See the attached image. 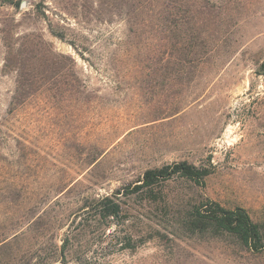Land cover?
Listing matches in <instances>:
<instances>
[{
  "label": "rangeland",
  "instance_id": "obj_1",
  "mask_svg": "<svg viewBox=\"0 0 264 264\" xmlns=\"http://www.w3.org/2000/svg\"><path fill=\"white\" fill-rule=\"evenodd\" d=\"M263 60L264 0H0V264H264L180 220L211 199L264 221ZM180 161L211 172L84 219Z\"/></svg>",
  "mask_w": 264,
  "mask_h": 264
},
{
  "label": "trees",
  "instance_id": "obj_2",
  "mask_svg": "<svg viewBox=\"0 0 264 264\" xmlns=\"http://www.w3.org/2000/svg\"><path fill=\"white\" fill-rule=\"evenodd\" d=\"M261 67L264 69V60ZM210 172L208 166H197L187 161L171 162L146 169L135 184L126 186L122 191L117 189L110 195L85 201L81 208L86 214L84 219L94 216L106 222L105 225L125 220L128 213L121 207L120 196L134 195L142 201L158 202L163 197V183L170 178L180 177L202 185L205 176ZM180 220L183 231L187 234L213 238L228 236L251 251L264 248V221L253 220L242 206L226 207L215 200L204 199L189 205ZM145 238L144 235L139 237L141 242Z\"/></svg>",
  "mask_w": 264,
  "mask_h": 264
}]
</instances>
